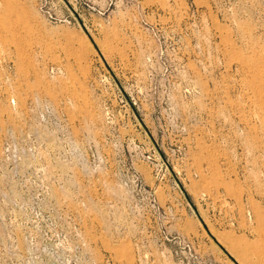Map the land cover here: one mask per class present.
Wrapping results in <instances>:
<instances>
[{
  "label": "rangeland",
  "instance_id": "obj_1",
  "mask_svg": "<svg viewBox=\"0 0 264 264\" xmlns=\"http://www.w3.org/2000/svg\"><path fill=\"white\" fill-rule=\"evenodd\" d=\"M0 264H264V0H0Z\"/></svg>",
  "mask_w": 264,
  "mask_h": 264
}]
</instances>
